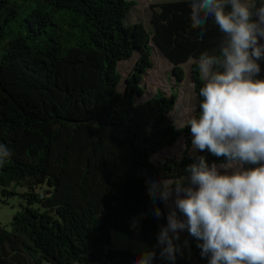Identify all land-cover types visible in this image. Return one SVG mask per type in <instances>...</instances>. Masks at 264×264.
I'll list each match as a JSON object with an SVG mask.
<instances>
[{
  "label": "trees",
  "instance_id": "1",
  "mask_svg": "<svg viewBox=\"0 0 264 264\" xmlns=\"http://www.w3.org/2000/svg\"><path fill=\"white\" fill-rule=\"evenodd\" d=\"M25 2L0 0V144L12 153L0 166V194L26 189L10 229L0 226V264H135L139 254L110 247L112 231L147 243L157 254L153 264H171L159 258L156 240L167 209L149 196L148 182L189 176L186 168L197 156L209 165L226 161L207 150L187 154L190 129L176 127L170 113L176 91L137 99L145 93L141 82L155 47L172 65L176 82L185 77L182 65L192 61L198 116L204 83L198 60L204 52L219 54L222 34L209 20L199 37L190 24L189 0L149 3L151 30L141 21L125 24L134 0ZM48 5L68 10L79 28L77 42L48 36ZM21 10L26 30L13 32L9 24ZM134 52L138 57L121 92L117 63ZM260 66L257 78L264 79V61ZM182 134L180 158L153 161ZM179 243L175 264H207L187 229Z\"/></svg>",
  "mask_w": 264,
  "mask_h": 264
},
{
  "label": "clouds",
  "instance_id": "2",
  "mask_svg": "<svg viewBox=\"0 0 264 264\" xmlns=\"http://www.w3.org/2000/svg\"><path fill=\"white\" fill-rule=\"evenodd\" d=\"M189 10L199 37L209 20L222 34L219 54L204 52L198 60L204 83L199 115L187 122L191 147L226 163L221 172L197 156L186 168L187 182H148L153 201L175 195L176 211L168 212L156 238L159 258L175 264L182 254L179 231L187 228L207 264H264V79L257 78L264 61V0H189ZM11 155L0 144V166ZM153 214L162 215L159 208ZM156 256L141 251L135 264H153Z\"/></svg>",
  "mask_w": 264,
  "mask_h": 264
},
{
  "label": "rangeland",
  "instance_id": "3",
  "mask_svg": "<svg viewBox=\"0 0 264 264\" xmlns=\"http://www.w3.org/2000/svg\"><path fill=\"white\" fill-rule=\"evenodd\" d=\"M136 2L135 6L132 8L130 13L125 19V24L133 23L136 21H141L145 27L151 30L152 25L150 22V11L149 3L161 0H134ZM28 3V4H26ZM26 5L35 4V0H26ZM48 9L53 13V20L48 25V36L54 35L59 38V40L65 44H72L77 42L79 35V28L71 24L69 19L70 14L67 9H60L55 11L51 5H48ZM28 23L25 20V11L21 10L17 13L16 17L9 24V29L13 32L19 30H26V25ZM47 35V32L42 33L40 40ZM138 57V52H134L132 56L128 59L120 60L117 63V69L122 75L121 81L118 84V90L123 91L125 86V77L129 75L136 58ZM152 67L146 70L141 84L144 87L145 93L143 96L138 97L137 100L142 101L159 90L161 93L169 96L172 91H176L178 94L177 101L174 108L172 109L171 118L176 125V127H182L187 124L188 120L192 118L196 113L197 98L194 92L193 83L189 74V67L192 61L184 63L182 66L185 70V77L183 80L176 82L172 75L170 62L160 53L157 48L152 50ZM176 84V85H175ZM185 137L180 135L176 142L172 145L165 146L161 151L153 154V161H162L165 157H176L180 158L184 154L185 149ZM197 152V150L195 151ZM190 147L187 154L195 153ZM226 163V162H225ZM225 163H215L218 169L223 172L224 169L220 168V165ZM229 172L231 169L228 170ZM190 176V175H189ZM189 176L183 177L185 182ZM169 180V179H168ZM171 181V180H169ZM12 186L9 187L11 189ZM43 187L36 189V192L42 191ZM26 190L24 187H17L15 194H0V226L5 229H10L11 219L13 215L20 211L25 200L19 195V193ZM175 195L169 198L167 202H164L167 213L170 211H176L175 209ZM179 212L177 211V216L179 217ZM187 229V228H185ZM184 229V230H185ZM183 231V230H182ZM182 231H179V236ZM111 248L128 250L133 253L140 254L141 251L149 250V245L143 241L133 239L127 234L122 232L112 231L111 232ZM42 264H49L44 261ZM79 264V263H77ZM86 264H98L95 262H88Z\"/></svg>",
  "mask_w": 264,
  "mask_h": 264
}]
</instances>
